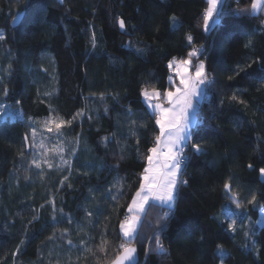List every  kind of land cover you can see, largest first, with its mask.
I'll return each mask as SVG.
<instances>
[{
    "label": "trees",
    "instance_id": "obj_1",
    "mask_svg": "<svg viewBox=\"0 0 264 264\" xmlns=\"http://www.w3.org/2000/svg\"><path fill=\"white\" fill-rule=\"evenodd\" d=\"M222 4L206 31L207 0H0V264H110L159 133L142 88L173 90L168 77L201 46L193 63L213 83L186 146L187 183L163 224L155 208L143 217L131 246L138 264H264V12ZM61 118L71 124L49 133Z\"/></svg>",
    "mask_w": 264,
    "mask_h": 264
},
{
    "label": "snow or ice",
    "instance_id": "obj_2",
    "mask_svg": "<svg viewBox=\"0 0 264 264\" xmlns=\"http://www.w3.org/2000/svg\"><path fill=\"white\" fill-rule=\"evenodd\" d=\"M207 5L203 17V26L206 31L210 29V21L219 23L223 15L222 0H207ZM250 9V15L253 17L259 12H264V0H251ZM247 11V9H239L236 14L243 15ZM120 27H124L123 20L120 21ZM3 39L4 36L0 34V40ZM186 39L189 44L192 43L193 38L190 34L187 35ZM201 49L193 48L188 53L187 59L179 61L182 70L176 73L179 78L178 84L174 82L173 76L168 77L169 84L174 90L171 88L169 90L142 88L141 95L155 116L159 133L155 136L153 146L148 149L149 154L145 157L148 166L144 168L142 182L127 206L128 215L120 223L124 240L119 244V252L110 264H136L135 253L137 249L131 245L139 237L138 228L142 218L155 208L158 216L157 224H163L170 215L178 194V185L187 183V181L179 179L180 169L184 162V147L193 139L192 124L197 112L196 103L202 95L204 86L213 83L206 72L205 64L202 61L193 63V57H197ZM175 63L176 58H173L168 67H174ZM232 99H236V97L233 96ZM47 124H54L58 136L61 126L70 125L71 121H65L61 118L58 122H46L47 131L51 133L53 128ZM33 136H35V131H33ZM192 147L197 152L201 151L199 145L195 143L192 144ZM63 151L62 147L59 148V153H63ZM33 163L36 168L41 167L40 163L35 161ZM48 167L51 168L52 164L49 163ZM260 171L264 174V169ZM224 188L230 190V185L226 183ZM229 198L236 203L238 208L240 207L237 194L233 193ZM254 200L255 196L249 203ZM232 223L234 225L235 221ZM69 243L71 242L69 241ZM155 244L158 252L165 251L158 235L155 238ZM105 245L106 241L102 242L98 250L104 252Z\"/></svg>",
    "mask_w": 264,
    "mask_h": 264
},
{
    "label": "rangeland",
    "instance_id": "obj_3",
    "mask_svg": "<svg viewBox=\"0 0 264 264\" xmlns=\"http://www.w3.org/2000/svg\"><path fill=\"white\" fill-rule=\"evenodd\" d=\"M182 70V66L178 63L177 65H176V72L175 73H177V71H181ZM175 81H176V83L178 84V82H179V78H178V76L176 75V78H175ZM174 90V89H173ZM205 91H206V86H204V88H203V92H202V95H201V97H200V99H199V104L201 103V101L203 100V98H204V95H205ZM197 102V103H198ZM199 104H198V106H199ZM197 106V107H198ZM199 108V107H198ZM199 110V109H198ZM196 116V115H195ZM196 121H197V117H196ZM187 146V145H186ZM186 146L184 147V148H186ZM180 175H181V171H180ZM180 179V178H179ZM151 203V202H150ZM174 206V205H173ZM146 208H147V205H146ZM142 220H143V218H142ZM259 226L260 227H262V226H264V209L262 210V212H261V216H260V220H259Z\"/></svg>",
    "mask_w": 264,
    "mask_h": 264
},
{
    "label": "water",
    "instance_id": "obj_4",
    "mask_svg": "<svg viewBox=\"0 0 264 264\" xmlns=\"http://www.w3.org/2000/svg\"><path fill=\"white\" fill-rule=\"evenodd\" d=\"M58 2H59L60 4H63V3H64V0H58ZM23 18H24V12L21 13V14H18V15L12 20V22H11V27H12V28H16V27H18V26L22 23ZM132 247H135V246H132ZM135 248H136V247H135ZM136 249H137V248H136ZM135 261H136V264L139 263L138 250H137L136 253H135Z\"/></svg>",
    "mask_w": 264,
    "mask_h": 264
},
{
    "label": "built area",
    "instance_id": "obj_5",
    "mask_svg": "<svg viewBox=\"0 0 264 264\" xmlns=\"http://www.w3.org/2000/svg\"><path fill=\"white\" fill-rule=\"evenodd\" d=\"M183 155H184V162H183V164H182V166H181V169H180L181 172H182L183 168L185 167V165L187 164V156H188V149H187V147L184 148V153H183ZM171 214H172V210H171V212H170V215H171Z\"/></svg>",
    "mask_w": 264,
    "mask_h": 264
},
{
    "label": "crops",
    "instance_id": "obj_6",
    "mask_svg": "<svg viewBox=\"0 0 264 264\" xmlns=\"http://www.w3.org/2000/svg\"><path fill=\"white\" fill-rule=\"evenodd\" d=\"M223 1H224V0H222V3H223ZM178 83H179V82H178ZM198 104H199V102L196 103V109H197V112H196V116L194 117V120H193L192 130H193V128H194L195 125H196V117H197V113H198V111H199V110H198V109H199V108H198V107H199ZM199 105H200V104H199ZM197 106H198V107H197ZM150 110H151V109H150ZM151 111H152V110H151ZM187 144H188V143H187ZM179 178H180V175H179ZM173 205H174V204H173Z\"/></svg>",
    "mask_w": 264,
    "mask_h": 264
}]
</instances>
